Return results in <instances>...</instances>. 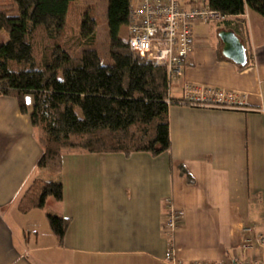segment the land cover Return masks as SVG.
Listing matches in <instances>:
<instances>
[{"label": "crops", "instance_id": "obj_1", "mask_svg": "<svg viewBox=\"0 0 264 264\" xmlns=\"http://www.w3.org/2000/svg\"><path fill=\"white\" fill-rule=\"evenodd\" d=\"M223 30L244 44L246 65L225 56ZM195 39L170 97L183 99L187 84L205 85L241 93L242 106L171 104V148L156 156L66 149L53 175L37 167L43 149L29 97L24 114L15 98L0 95V264L264 259V17L247 8L226 22L198 23ZM35 179L62 182L64 197L22 213ZM166 197L184 211L172 237L164 230ZM49 215L70 219L62 243Z\"/></svg>", "mask_w": 264, "mask_h": 264}, {"label": "trees", "instance_id": "obj_2", "mask_svg": "<svg viewBox=\"0 0 264 264\" xmlns=\"http://www.w3.org/2000/svg\"><path fill=\"white\" fill-rule=\"evenodd\" d=\"M73 1L0 0V95L15 98L24 114L29 112L27 98L33 97L29 115L43 149L37 167L59 174L63 151L73 148L155 156L168 151L169 107L188 103L170 97L166 67L131 50L128 37L121 36L127 28L130 1L108 0L112 64L103 63L97 49L84 48L78 56L61 44ZM207 2L231 17H239L247 8L264 17V0ZM96 28V19L87 13L81 37L92 36ZM3 33L6 41H1ZM50 196L63 199L62 182L35 179L19 210L42 209ZM48 218L62 243L70 219Z\"/></svg>", "mask_w": 264, "mask_h": 264}, {"label": "built area", "instance_id": "obj_3", "mask_svg": "<svg viewBox=\"0 0 264 264\" xmlns=\"http://www.w3.org/2000/svg\"><path fill=\"white\" fill-rule=\"evenodd\" d=\"M127 24L131 50L167 69L169 83L183 72L186 60L195 47V26L198 23L225 22L231 15L209 6L207 0H129ZM244 95L212 86L187 84L183 101L195 106L241 107ZM170 103V99L168 100ZM167 211L164 230L170 237L183 222L184 211L165 198ZM264 244V236H260ZM170 258L176 263L171 247ZM230 264V263H226ZM235 264H264L263 260L244 259Z\"/></svg>", "mask_w": 264, "mask_h": 264}, {"label": "rangeland", "instance_id": "obj_4", "mask_svg": "<svg viewBox=\"0 0 264 264\" xmlns=\"http://www.w3.org/2000/svg\"><path fill=\"white\" fill-rule=\"evenodd\" d=\"M108 6V0H75L71 2L67 15L65 33L61 39V44L70 51L75 50L78 56L84 48L97 49L103 63L112 64L113 61L110 57V35L107 20ZM87 13L96 19L97 28L92 36L83 38L80 35V28L81 22ZM4 36L5 34L3 33L1 41H6V38H3ZM121 36L123 38L128 37L126 27L122 29ZM174 83L175 80L173 79L170 85L173 94L174 90H176V84ZM32 99L33 97H29L31 105Z\"/></svg>", "mask_w": 264, "mask_h": 264}, {"label": "water", "instance_id": "obj_5", "mask_svg": "<svg viewBox=\"0 0 264 264\" xmlns=\"http://www.w3.org/2000/svg\"><path fill=\"white\" fill-rule=\"evenodd\" d=\"M220 37L225 43L224 54L237 64L246 65L247 53L246 48L239 37L233 31L223 30Z\"/></svg>", "mask_w": 264, "mask_h": 264}]
</instances>
